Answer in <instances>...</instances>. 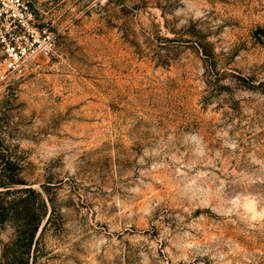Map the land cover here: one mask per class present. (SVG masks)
Instances as JSON below:
<instances>
[{"label": "rangeland", "instance_id": "rangeland-1", "mask_svg": "<svg viewBox=\"0 0 264 264\" xmlns=\"http://www.w3.org/2000/svg\"><path fill=\"white\" fill-rule=\"evenodd\" d=\"M29 1L56 53L0 82V149L52 201L30 264H264V0Z\"/></svg>", "mask_w": 264, "mask_h": 264}, {"label": "built area", "instance_id": "built-area-1", "mask_svg": "<svg viewBox=\"0 0 264 264\" xmlns=\"http://www.w3.org/2000/svg\"><path fill=\"white\" fill-rule=\"evenodd\" d=\"M56 39L29 0H0V82L24 76L40 59H52Z\"/></svg>", "mask_w": 264, "mask_h": 264}, {"label": "trees", "instance_id": "trees-1", "mask_svg": "<svg viewBox=\"0 0 264 264\" xmlns=\"http://www.w3.org/2000/svg\"><path fill=\"white\" fill-rule=\"evenodd\" d=\"M2 151L0 149V225L12 224L16 232V240L11 244L14 249H7L5 257L12 264H30L32 248L38 244L37 234L43 226L42 234L52 219L53 212H49L52 201L27 184L17 161Z\"/></svg>", "mask_w": 264, "mask_h": 264}]
</instances>
